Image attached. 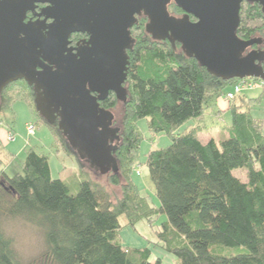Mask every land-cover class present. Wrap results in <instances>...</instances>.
I'll return each mask as SVG.
<instances>
[{
    "label": "trees",
    "instance_id": "16d2710c",
    "mask_svg": "<svg viewBox=\"0 0 264 264\" xmlns=\"http://www.w3.org/2000/svg\"><path fill=\"white\" fill-rule=\"evenodd\" d=\"M168 10L183 13L174 2ZM146 22L145 15H138L131 28L134 42L127 50L125 99L110 91L101 101L110 109L123 102L115 142L118 168L107 172L108 183L92 177L58 122L39 113L32 84L19 78L3 87L0 109L11 108L20 98L32 104L50 128L55 147L77 160L80 176L75 174L73 190L66 179L52 175L49 156L35 147L27 148L21 170L9 174L0 147V264H166L160 256L151 258V248L128 247L120 238L121 215L134 226L142 218L153 224L159 212L166 213L167 220L157 231V243L175 255L173 264H264V120L252 113L264 88L259 97L240 93L232 99L226 135L206 137V115L235 78L215 76L187 56L178 41L154 38ZM237 34L257 38L251 47L264 50L259 2L242 1ZM261 65L264 69V59ZM140 119L146 120L152 136L167 134L171 139L166 146L152 148L145 161L159 204L141 192L133 177L143 163ZM242 168L245 180L234 172ZM111 186H118L120 193ZM18 219L43 234L44 247L28 259L5 229L6 221ZM227 247H235L234 252Z\"/></svg>",
    "mask_w": 264,
    "mask_h": 264
},
{
    "label": "water",
    "instance_id": "95a60500",
    "mask_svg": "<svg viewBox=\"0 0 264 264\" xmlns=\"http://www.w3.org/2000/svg\"><path fill=\"white\" fill-rule=\"evenodd\" d=\"M242 1L0 0V94L10 81L25 78L39 113L58 122L82 160L101 173L116 171L119 133L110 126L113 112L101 101L110 91L126 97L127 50L137 16L147 17L154 38L180 42L187 56L217 77L264 78V50L249 48L258 39L237 34ZM248 1L259 2L264 12V0ZM170 2L183 13L172 14ZM39 3L44 5L37 11ZM29 12L37 17L28 18ZM74 32L89 38L71 46Z\"/></svg>",
    "mask_w": 264,
    "mask_h": 264
},
{
    "label": "rangeland",
    "instance_id": "374dc122",
    "mask_svg": "<svg viewBox=\"0 0 264 264\" xmlns=\"http://www.w3.org/2000/svg\"><path fill=\"white\" fill-rule=\"evenodd\" d=\"M250 48V47H249ZM252 48V47H251ZM253 49V48H252ZM250 50V49H249ZM247 52V51H246ZM259 77H249V81H257ZM234 81L227 84L222 92L233 87ZM264 83L258 85L255 88H244L242 93L244 96H258L263 90ZM223 100L229 106L232 100H228L225 94L218 97V100ZM1 100V98H0ZM217 100V101H218ZM123 102L120 100L112 112L114 115V121L122 126L123 118ZM219 105V104H218ZM215 105L219 110L215 113L216 107L208 108L209 112L206 115V125L209 127L208 132H204L203 135L209 137L210 135L216 138H221L226 135L225 126L230 123V112L226 114L221 110L222 106ZM227 106V107H228ZM252 113L264 120V96L260 103L254 105ZM31 122L36 125L34 133H29L27 124ZM193 121H189L182 126V128L188 126ZM140 126L145 132L140 145V165L134 172V179L138 183L139 188L143 194L148 196V199L159 204L158 196L156 195L154 183L152 182L149 169L145 164L147 154L152 148H159L166 146L171 142L170 137L167 134H159L152 136L146 129L147 123L145 119L138 121ZM9 130H12L15 136L14 140L8 139ZM0 147L3 151L4 168L9 174L21 170L22 163L25 159L26 150L29 147H35L41 153H45L49 156L52 175L55 177H61L68 181L71 188L75 190L77 186V173L78 162L74 156L70 155L62 148H57L54 145L53 135L50 128L40 119V116L36 112L34 106L28 103L25 99H17L11 108L1 110L0 109ZM84 163L91 169L92 177L99 182L108 183V173H101L95 167H91L90 162L84 161ZM139 169V170H138ZM138 170V171H137ZM234 172L240 176L243 180L246 179V170L235 169ZM76 174V177H75ZM80 176V175H79ZM115 194L120 193L119 187L111 186ZM8 220V219H7ZM127 218L125 215L120 216V222L122 228L120 230V238L124 245L128 247H149L151 248V258L154 259L157 256L162 257L166 264H173L176 257L172 253L166 251L160 244L157 243L158 234L157 231L162 228V223L167 220V214L159 212L154 217L153 224L147 220V218L139 219L134 226L126 224ZM5 229L15 237L16 246L20 254L28 259L31 256L36 255L44 247V238L42 231L30 224H27L23 220H13L5 222ZM227 251L234 252L235 247H227Z\"/></svg>",
    "mask_w": 264,
    "mask_h": 264
},
{
    "label": "built area",
    "instance_id": "2783aa9c",
    "mask_svg": "<svg viewBox=\"0 0 264 264\" xmlns=\"http://www.w3.org/2000/svg\"><path fill=\"white\" fill-rule=\"evenodd\" d=\"M249 77H245V78H238V80L233 84V87L228 90L225 94V97L228 100H232L234 99L237 95H239L240 93H242L244 88H255L260 84L264 83V78H256L259 79V82L257 81H252L248 79ZM28 126V131L29 133H34L35 129H36V125L34 123L29 122L27 124ZM8 139L10 140H14L15 136L12 130H9V135H8Z\"/></svg>",
    "mask_w": 264,
    "mask_h": 264
},
{
    "label": "flooded vegetation",
    "instance_id": "af4514ba",
    "mask_svg": "<svg viewBox=\"0 0 264 264\" xmlns=\"http://www.w3.org/2000/svg\"><path fill=\"white\" fill-rule=\"evenodd\" d=\"M43 5L44 4L39 3V6L37 7V11H39L40 7ZM36 17L37 16L33 12L28 13V18L35 19ZM194 20H196V19H194ZM71 36H72V38L70 37V40H71L70 45L71 46H78L80 44H83L89 38V35L87 33H83V32H74ZM105 108H107V107H105ZM107 109H110V108H107ZM110 110L112 111V109H110ZM110 126L113 127L114 129H117L118 130L117 133H120L122 126H121V124H118L116 122V120L114 121V118H113ZM117 138L119 139V137H117Z\"/></svg>",
    "mask_w": 264,
    "mask_h": 264
},
{
    "label": "crops",
    "instance_id": "0c3cea01",
    "mask_svg": "<svg viewBox=\"0 0 264 264\" xmlns=\"http://www.w3.org/2000/svg\"><path fill=\"white\" fill-rule=\"evenodd\" d=\"M230 90V89H229ZM218 106H222L221 107V110H223V113L224 114H226L227 112H228V105H227V103L225 102V101H221L220 99L217 101V103H216ZM219 108V107H218Z\"/></svg>",
    "mask_w": 264,
    "mask_h": 264
}]
</instances>
